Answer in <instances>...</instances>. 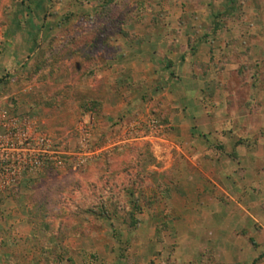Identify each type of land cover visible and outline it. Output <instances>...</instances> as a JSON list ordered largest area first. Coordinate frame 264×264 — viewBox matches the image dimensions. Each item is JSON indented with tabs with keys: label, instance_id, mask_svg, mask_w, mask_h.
<instances>
[{
	"label": "rangeland",
	"instance_id": "374dc122",
	"mask_svg": "<svg viewBox=\"0 0 264 264\" xmlns=\"http://www.w3.org/2000/svg\"><path fill=\"white\" fill-rule=\"evenodd\" d=\"M0 109V264H262L264 0H0Z\"/></svg>",
	"mask_w": 264,
	"mask_h": 264
},
{
	"label": "crops",
	"instance_id": "0c3cea01",
	"mask_svg": "<svg viewBox=\"0 0 264 264\" xmlns=\"http://www.w3.org/2000/svg\"><path fill=\"white\" fill-rule=\"evenodd\" d=\"M258 159H261V156H257ZM197 160L199 159H196L194 160V162H192L193 164H197ZM230 161V159H228ZM235 161H233L232 163V168H230L229 170H226L225 168H220L218 171H220L219 173V177H224L226 174L228 175H232V176H237L238 173L240 171H244L242 167H245V166H250L249 163H250V159L249 158H238L237 161L236 159H234ZM216 162V161H215ZM214 162V163H215ZM241 162L244 163L245 166H240L242 165ZM212 163V160H209V159H206L204 164H205V167L206 166H209L211 165ZM228 161L226 159H223V158H219V162L217 163L218 165H223V164H227ZM236 165V168H234V166ZM245 170L248 172L249 169L248 168H245ZM196 170L194 169L193 170V173L191 174V177L190 179L193 181V174ZM200 171H203V169H201ZM223 173V174H222ZM225 174V175H224ZM225 178L227 179L226 181L229 180L228 177L225 176ZM234 178V177H233ZM195 186V190L198 189V184H194ZM206 189L205 191H209L208 189H217L215 191H217L218 193L219 192H222L224 194L227 193V188L224 190L223 189V185H220V184H217V183H213V184H206ZM210 187V188H209ZM199 189H202L203 190V187L201 186V188ZM194 190V189H193ZM210 195V193L208 194ZM209 197V196H208ZM209 198H207L208 200ZM213 203V207H211L209 204H205V208H209L210 212L209 214H213V213H220V214H223L225 215V218L224 219H220L219 222H217L216 220H214L213 218H211V222H213V224H216V223H221L222 225H227V233L229 234L230 237H240L241 235H235V230L234 227H229V224L231 221H237V220H243V219H246V225L244 227H242L240 229V231L244 232L245 235L242 236L244 238H247L250 240L249 238V233L251 231H254V236L256 238H258V240L256 241V243H254V245H258V248H257V252L259 253V255H262L264 254V218H261L260 215H257V213H264V197L263 198H260V200H258V202H254V204H261L259 206H257V210L254 209V214H251L249 211L246 210V208L244 206H242L241 204L239 203H234V208L230 210H227V204L226 205H222V204H217V203ZM219 217V215H218ZM231 234V235H230ZM256 253V252H255ZM254 253V254H255ZM262 264H264V260L262 262Z\"/></svg>",
	"mask_w": 264,
	"mask_h": 264
},
{
	"label": "built area",
	"instance_id": "2783aa9c",
	"mask_svg": "<svg viewBox=\"0 0 264 264\" xmlns=\"http://www.w3.org/2000/svg\"><path fill=\"white\" fill-rule=\"evenodd\" d=\"M24 144H23V148H19L21 147L20 145L17 147L16 158H14L13 156L11 158H3V155H1V147H3V144L1 142V109H0V181L4 179V177L6 176L4 174L5 169L3 168V166H5L6 164L28 165L31 168H36L40 166L43 161L51 159L50 155L52 154V152L49 150V146H46V144H44V140L35 143L25 140ZM15 146L13 143L11 144V147L14 149ZM12 174L13 177H16L15 176L16 173H12Z\"/></svg>",
	"mask_w": 264,
	"mask_h": 264
}]
</instances>
